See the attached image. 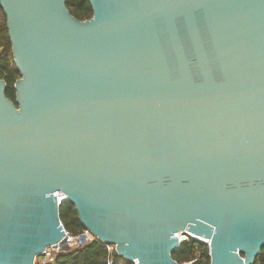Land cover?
Wrapping results in <instances>:
<instances>
[{"label":"water","instance_id":"1","mask_svg":"<svg viewBox=\"0 0 264 264\" xmlns=\"http://www.w3.org/2000/svg\"><path fill=\"white\" fill-rule=\"evenodd\" d=\"M89 2L81 21L0 0L21 76L16 104L0 79V264L64 244L65 202L131 264H179L180 232L211 264H256L264 0Z\"/></svg>","mask_w":264,"mask_h":264},{"label":"trees","instance_id":"2","mask_svg":"<svg viewBox=\"0 0 264 264\" xmlns=\"http://www.w3.org/2000/svg\"><path fill=\"white\" fill-rule=\"evenodd\" d=\"M65 1L70 13L78 20L88 21L93 18L94 13L89 0ZM20 78V73L14 62L6 15L0 5V79L6 82V95L15 104V84ZM59 217L65 230L73 236H78L86 230L78 217L76 208L69 202L60 206ZM109 258H113L115 263L131 264L118 256L116 252L109 253L107 247L100 241H94L77 249L63 250L50 264H108ZM172 258L179 264H211L209 246L193 238L183 242L173 252ZM257 263L264 264V249H262Z\"/></svg>","mask_w":264,"mask_h":264},{"label":"built area","instance_id":"3","mask_svg":"<svg viewBox=\"0 0 264 264\" xmlns=\"http://www.w3.org/2000/svg\"><path fill=\"white\" fill-rule=\"evenodd\" d=\"M55 196L57 197V201L59 205L63 200H66L67 198L65 195L61 193H56ZM64 232H65V236H64L65 243L64 244L58 243L56 245L47 247L42 252V254H40L36 258V263H40V264L53 263L55 261L56 256L64 250L65 246H68L70 249H77L83 247L84 245L90 244L94 241H100L95 235H93L87 229L78 236H73L67 230H65V228H64ZM175 237H177L182 243L185 242L186 239H188L187 237L192 238L186 232H180L176 234ZM106 247L109 253H112L113 251L116 252L114 246H106ZM108 264H124V263H115L113 258H109ZM132 264H136V262H133ZM187 264H192V263H187Z\"/></svg>","mask_w":264,"mask_h":264},{"label":"rangeland","instance_id":"4","mask_svg":"<svg viewBox=\"0 0 264 264\" xmlns=\"http://www.w3.org/2000/svg\"><path fill=\"white\" fill-rule=\"evenodd\" d=\"M187 238H188V239H186L185 242L188 241V240L190 239L189 237H187Z\"/></svg>","mask_w":264,"mask_h":264}]
</instances>
